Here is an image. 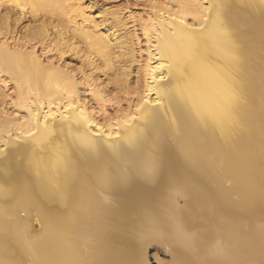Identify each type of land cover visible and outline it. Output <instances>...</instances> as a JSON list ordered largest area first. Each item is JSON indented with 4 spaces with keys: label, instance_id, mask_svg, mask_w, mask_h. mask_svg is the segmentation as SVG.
<instances>
[{
    "label": "bare ground",
    "instance_id": "6f19581e",
    "mask_svg": "<svg viewBox=\"0 0 264 264\" xmlns=\"http://www.w3.org/2000/svg\"><path fill=\"white\" fill-rule=\"evenodd\" d=\"M149 4L145 89L107 122L84 91L127 85L120 11L0 0V81L25 109L0 107V264H151V244L158 264H264V0Z\"/></svg>",
    "mask_w": 264,
    "mask_h": 264
},
{
    "label": "rangeland",
    "instance_id": "374dc122",
    "mask_svg": "<svg viewBox=\"0 0 264 264\" xmlns=\"http://www.w3.org/2000/svg\"><path fill=\"white\" fill-rule=\"evenodd\" d=\"M149 1L150 0H96L99 7L104 6L110 11H120V14H122L128 23V29H130V32L133 34L136 48V53L134 59L132 60L133 63L131 61L127 63L129 65V74L127 76L128 81L125 88L121 89L114 87V83L110 80L111 82L109 81V84H104V101H100L93 97V94L90 90L84 91L87 94L86 100L88 103L90 102V104H93L94 112L96 113L95 115L101 121L108 122L109 118H113L116 115L127 112L130 105L136 103L138 97L141 96V93L145 89L144 68L142 67H144L143 64L146 63L148 56L146 50L147 41L145 39L146 37L144 36V32L139 25V22L145 20L147 15L153 10L152 6L149 4ZM165 1L166 0H153V2L158 6L162 5ZM33 47L34 46H28L26 50H35L36 54L38 53V56L42 59L44 65H49L51 63H56L57 65L62 64L65 66L68 65L69 67L67 68L72 69H69V71L74 72L75 70L74 74L76 77L82 79V73L79 72L80 70H78V68L81 66L79 65V58H77L78 56L76 54L75 56L73 53L70 54L69 52L63 55V58H61L56 50L48 51L47 48L43 49L45 46L41 45L37 47L35 46L34 49ZM109 71L111 70H108V72ZM112 71L110 73H112ZM2 78L4 81H0V86L2 87V92L4 93L1 96L0 107L11 118L13 117L14 119H17L22 114H25V109L14 104V101L16 100V90L14 88L15 82L9 78H6L3 74ZM102 78L105 79L106 74H104ZM181 200L182 199H180V201ZM37 224L38 223L36 221L35 225L38 226ZM153 247L154 251L151 252L150 249ZM165 248L166 247L161 244H151L148 246L147 258L151 264H158L160 260V262H167L170 260L169 251L165 250ZM151 256H153L154 259L151 260Z\"/></svg>",
    "mask_w": 264,
    "mask_h": 264
},
{
    "label": "water",
    "instance_id": "95a60500",
    "mask_svg": "<svg viewBox=\"0 0 264 264\" xmlns=\"http://www.w3.org/2000/svg\"><path fill=\"white\" fill-rule=\"evenodd\" d=\"M150 251H151V252H153V251H154V247H153V248H151V249H150ZM150 259L152 260V259H154V257H153V256H151V258H150Z\"/></svg>",
    "mask_w": 264,
    "mask_h": 264
}]
</instances>
